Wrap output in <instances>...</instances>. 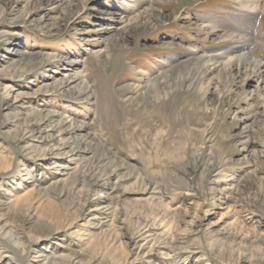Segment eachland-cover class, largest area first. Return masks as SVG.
<instances>
[{"label":"rangeland","instance_id":"1","mask_svg":"<svg viewBox=\"0 0 264 264\" xmlns=\"http://www.w3.org/2000/svg\"><path fill=\"white\" fill-rule=\"evenodd\" d=\"M258 62L264 0H0V264H264Z\"/></svg>","mask_w":264,"mask_h":264},{"label":"bare ground","instance_id":"2","mask_svg":"<svg viewBox=\"0 0 264 264\" xmlns=\"http://www.w3.org/2000/svg\"><path fill=\"white\" fill-rule=\"evenodd\" d=\"M250 13H254V11H250ZM248 14V13H247ZM247 14H245V15H247ZM249 15V14H248ZM247 22L249 23L250 22V20H247ZM246 24V23H245ZM235 43V48L236 49H239V50H243L247 45H249V44H251V43H255L254 42V40L252 39V36L250 35L249 37H248V35L246 36V37H244V38H240V39H238V40H236V41H234ZM55 62V61H54ZM248 62H249V60H246L245 62H243V64H241V67H243L244 65H246V64H248ZM256 68H257V70L258 71H260V73L261 72H264V63H261V62H258V63H256ZM70 69V68H69ZM257 71V72H258ZM67 76V77H66ZM65 77H66V81L68 82V83H71V82H73V81H70V78L72 79H74L75 80V77H71L70 75H66ZM81 91V90H80ZM79 91V92H80ZM82 91H84V90H82ZM81 91V92H82ZM84 94V93H83ZM85 94H86V92H85ZM80 95V94H79ZM8 107V106H7ZM50 116H55V115H50ZM50 120H51V118H44V119H42V120H40V122L37 124V125H35V127L32 129V130H30V131H28V132H26L27 134V136H26V139L27 140H29V141H31V142H34L33 140H34V138H36V137H38V135H40L41 133H43V132H45L46 133V135L49 137V138H51L50 136H51V134H53V133H55V132H59V134L60 135H62V134H65V132L67 133V131L66 130H64L63 129V127L66 125V121L65 122H63L62 120L59 122V123H57V125H55V126H50L51 124V122H50ZM59 124V125H58ZM82 127V126H81ZM80 127V128H81ZM47 128V129H46ZM46 129V130H45ZM67 129V128H66ZM71 129V128H70ZM76 129V128H75ZM69 131V130H68ZM69 134V133H68ZM58 136V135H57ZM33 147H35V145L34 144H28L26 147H24V151H27L26 153H29L30 151V149H33ZM77 148H72V149H70L69 150V159L67 160V159H64L62 162H56V163H54L55 164V167L58 169H60V173L62 172V173H64L66 170H68L69 169V163L70 162H72V161H74V159L76 158L77 159V155L79 154V153H81L82 151H81V147L79 148L78 146H76ZM55 150V149H54ZM56 150H59V149H56ZM86 151V150H85ZM84 151V152H85ZM88 151V150H87ZM39 156V155H38ZM64 157V156H63ZM75 157V158H74ZM51 158H60V156H59V153H47V154H45L44 153V155L43 156H41V157H37V161L39 160H46V159H51ZM65 158V157H64ZM68 158V157H67ZM56 172V171H55ZM102 187V186H101ZM113 191V190H112ZM7 195V194H6ZM9 198H6V202H7V204L8 205H11L13 202H14V200H13V198L12 197H10V196H8ZM104 198H106V197H104L101 193H100V195H97L95 198H93V200L92 201H94L95 202V204L93 205L94 207L91 209V212H92V218H91V220H93V221H97V222H101L103 219H105L106 217H107V215H109V210H110V207H109V205L108 204H106V203H104V202H101V201H103V199ZM91 201V202H92ZM7 235V233L5 234V236ZM148 238H150V235H147L146 234V232L144 231V232H141V233H137L135 236H133V237H131L130 239H129V245L130 246H132L133 247V249H137V250H141V249H143V247L145 246V240L146 239H148Z\"/></svg>","mask_w":264,"mask_h":264}]
</instances>
